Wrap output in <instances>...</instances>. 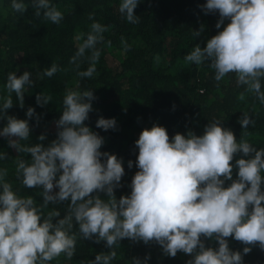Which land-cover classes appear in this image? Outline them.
<instances>
[{
    "label": "clouds",
    "instance_id": "clouds-1",
    "mask_svg": "<svg viewBox=\"0 0 264 264\" xmlns=\"http://www.w3.org/2000/svg\"><path fill=\"white\" fill-rule=\"evenodd\" d=\"M140 2L120 0L118 11L129 23H138L133 10ZM28 5L37 17L42 14L54 24L63 19L52 0H10L17 13H24ZM201 7L205 13L217 12L215 27L223 28L203 48L195 46L184 60L197 65L209 61L217 82L234 73L237 84L245 85L264 105V0H205ZM106 30L94 21L89 32L75 37L82 42L70 63L79 68L78 60L86 50L91 53L90 66L78 71L79 77L90 78L96 71L100 56L96 45ZM57 71V65L52 64L38 78L52 77ZM31 85L27 71L19 76L7 74L4 87L8 95L0 96V118L7 123L0 128V137H9L8 144L17 153L30 154V162L17 158V178L28 188H42V204L37 206L31 196L17 195L5 179L7 169L0 168V264H48L61 254L70 260L76 244L75 235L70 234L73 220L83 239L95 236V242L103 240L109 249L124 238L145 244L154 240L167 256L175 257L178 251L190 255L187 264H243L242 254L251 248L231 250L225 239L229 236L244 245L258 243L264 250V148L257 149L244 139L238 142L218 120L208 123L200 136L177 133L171 141L165 128L154 124L143 129L134 142L138 171L131 180L130 193L116 199L114 189L120 187L124 175L122 161L115 154L101 152L103 137L83 123L92 110L93 93L67 90L62 114L55 122L57 138L46 147L27 146L21 141L29 137L28 120L6 116L5 110L13 105L12 93L22 107L23 93ZM50 99L36 96L40 106ZM240 99H244L243 93ZM25 115L33 117L34 109L29 107ZM238 122L242 128L253 123L247 113ZM115 126L114 118L96 121L102 130ZM38 139L43 141L45 136ZM236 153L242 158L232 164ZM4 159L5 153L0 152V160ZM132 166L128 161V167ZM234 167L236 179H232ZM225 181L231 183L225 187ZM54 188L58 191L53 193ZM93 192H103L107 199L90 195ZM64 200L69 201V214L55 223L52 220L60 217L59 211L42 213L48 204ZM201 236L214 237L217 247H205ZM115 257V251L100 253L88 264H111ZM148 259L133 258L131 264H147Z\"/></svg>",
    "mask_w": 264,
    "mask_h": 264
},
{
    "label": "trees",
    "instance_id": "trees-1",
    "mask_svg": "<svg viewBox=\"0 0 264 264\" xmlns=\"http://www.w3.org/2000/svg\"><path fill=\"white\" fill-rule=\"evenodd\" d=\"M52 3L63 14L58 24L42 14L37 17L31 5L24 13H17L11 9L10 0H0V96L8 95L4 85L9 72L19 76L27 71L32 81L23 93V106L12 93L13 105L5 110L6 116L28 120L29 137L21 141L22 144L46 147L57 138L55 122L62 114L66 91L72 89L93 93L92 110L83 123L103 137L101 152L115 154L122 161L124 175L120 187L114 189L116 199L130 193L131 180L138 171L135 164L138 149L134 142L143 129L154 124L164 127L171 141L177 133L192 132L200 136L208 123L218 120L219 126L231 130L238 142L244 139L257 149L264 148V105L255 94L247 92L245 85H238L234 73L226 74L217 82L209 61L197 65L184 60L195 46L203 48L206 41L223 28V25L221 29L215 27L219 19L217 12L202 10L205 0H141L133 10L138 16L135 24L129 23L118 11L120 0H52ZM94 21L107 30L96 45L100 52L96 71L90 78H81L77 72L90 66L91 53L86 50L85 56L77 62L79 68L70 63L82 42L75 37L89 32ZM224 23H228L227 19ZM197 31L200 35L193 36ZM124 44L128 45L127 49ZM52 64L57 65L58 71L52 77L38 78V74ZM261 86L264 91V79ZM242 93L244 99L241 100ZM38 94L51 99L40 106L36 102ZM29 107L34 109L33 117L25 115ZM244 113L253 123L242 128L238 121ZM101 117L114 118L115 128H97L96 121ZM6 123V119L0 118V128ZM40 135L45 136L43 141L38 139ZM8 140L9 137H0V152L5 153L0 168L7 169L5 179L17 195L31 196L39 206L42 188L24 186L16 173L17 158L30 162L31 156L17 153ZM239 158H242L241 153L234 154L230 163L235 164ZM130 160L133 162L131 168L128 167ZM236 171L234 167L232 179L237 178ZM230 183L225 181L224 186ZM56 191L58 189L54 188L53 193ZM90 195L107 199L103 192ZM68 205V200L50 203L41 211L44 215L59 211L60 217L52 220L55 223L69 214ZM70 234L76 238L73 257L69 260L61 254L48 264H88L97 254L109 251L116 252L111 264H131L133 258L143 261L145 256L149 257L147 264H187L192 259L180 251L175 257L167 256L154 240L145 244L124 238L109 249L103 240L95 242V236L83 239L74 220ZM200 239L205 247H217L214 237L201 236ZM225 239L233 251H242L246 246L251 248L250 252L242 254L243 264H264V250L258 243L244 245L231 236Z\"/></svg>",
    "mask_w": 264,
    "mask_h": 264
}]
</instances>
